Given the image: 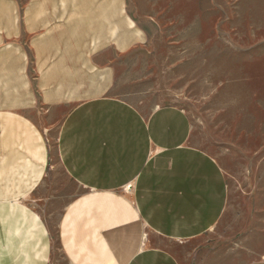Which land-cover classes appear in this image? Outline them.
<instances>
[{
	"label": "crops",
	"instance_id": "0c3cea01",
	"mask_svg": "<svg viewBox=\"0 0 264 264\" xmlns=\"http://www.w3.org/2000/svg\"><path fill=\"white\" fill-rule=\"evenodd\" d=\"M123 0L0 2V264H264L242 227L226 251L205 234L226 210L217 160L191 143L171 104L137 109L109 94L113 60L144 31ZM62 106L54 153L77 190L50 226L30 198L49 168L31 111ZM43 201L41 204L40 202ZM30 202H36L34 207ZM257 237V235H256Z\"/></svg>",
	"mask_w": 264,
	"mask_h": 264
},
{
	"label": "rangeland",
	"instance_id": "374dc122",
	"mask_svg": "<svg viewBox=\"0 0 264 264\" xmlns=\"http://www.w3.org/2000/svg\"><path fill=\"white\" fill-rule=\"evenodd\" d=\"M123 4L144 31V40L115 57L108 93L137 109L159 104L182 108L191 123V143L217 160L228 186L224 215L204 238L209 246L226 251L237 239L234 230L251 227L254 240L263 243L264 0ZM65 111L43 104L31 111L50 155L43 182L30 198L52 197L49 205L38 206L50 226L77 191L54 153L57 125ZM56 256V264H65ZM244 257L235 252L225 258L237 264Z\"/></svg>",
	"mask_w": 264,
	"mask_h": 264
}]
</instances>
